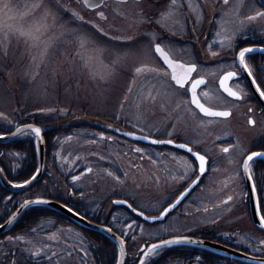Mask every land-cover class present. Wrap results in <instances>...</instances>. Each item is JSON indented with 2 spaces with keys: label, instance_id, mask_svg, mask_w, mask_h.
I'll list each match as a JSON object with an SVG mask.
<instances>
[{
  "label": "rangeland",
  "instance_id": "374dc122",
  "mask_svg": "<svg viewBox=\"0 0 264 264\" xmlns=\"http://www.w3.org/2000/svg\"><path fill=\"white\" fill-rule=\"evenodd\" d=\"M122 6L106 11L112 22L107 24V20L104 23L110 34L116 35L114 41H106L100 26L96 29L92 26L101 22V15L98 17L95 13H89L79 0H0V169L12 186L24 184L39 171V159L43 156L41 174L27 188L13 191L4 186L0 179V227L3 226L0 231V264H11L9 258L12 257L15 258L14 264L22 263L23 257L30 263L37 262L43 256L46 257L42 260L45 264L82 263L75 259V250L68 248V245L79 246L82 233L73 226V222L65 219L64 213L45 204L28 205L19 210L25 201L37 198L53 201L71 211L81 209L77 214L93 221V226L106 222L109 214L122 221L117 236L124 242L125 261L130 263H138L136 254L149 241L180 236L222 243L220 246L224 248L264 257V231L250 223L242 207L241 193L245 187L238 166L232 164V157L236 156L234 148H230L228 153L217 154L218 165L213 167L182 206L167 218L164 210L172 203L168 205L164 201L181 182L172 180L168 186L170 189L164 192L162 190L167 188L168 177L160 173L158 165L147 160L143 152L145 149L116 138L106 139V143L115 146L107 148L106 143L100 146L94 137L88 136V133L93 134L96 129L103 128L98 126L101 122L89 117L97 116L104 125L113 127L110 115L120 110L139 123H151L150 126H153L157 122L155 115L158 110L167 108V103H173L183 93L181 90H169L164 85L157 86L150 93V100H145L144 86L135 85L131 97H140L139 103L126 106L124 99L129 95L128 87L134 76V68L144 61L157 62L147 37L151 25L142 21L155 16L159 7L155 9L145 0ZM146 8L149 13L143 10ZM157 18L156 21L161 24L162 18L165 22V15L160 18L157 15ZM133 19L136 21L133 22ZM234 21V24L222 27L224 32L233 35L241 26L237 20ZM133 34L135 37L131 38ZM223 36L228 37L227 34ZM218 44L228 47L231 40ZM167 93L171 95L170 99ZM212 101L215 105L220 102L219 99ZM27 111L33 113L29 115V120L16 121L17 114L20 118L22 112ZM68 112H74L75 117H78L77 114L89 117L69 119L72 116H66L63 120L68 124L60 128L53 123L59 114ZM165 112L167 114V109ZM186 120L189 121L188 115ZM236 120L240 124L234 125L241 137L251 136L250 130L239 127H243L245 122L239 117ZM27 124H34L41 130L43 155L39 153L38 139L31 130L32 135H11L20 125ZM261 125L257 129L264 131V122ZM219 130L221 128L214 130L211 126L205 129L201 126L184 136L205 139L207 134H214V139L221 133ZM212 136L205 142H211L212 139H209ZM205 149L210 152L215 148L208 143ZM102 163L107 168L101 166ZM187 170L190 171L189 168ZM262 170L261 166H252L250 176L254 183V195L262 194L264 197V189L260 185L263 183ZM117 172H120L121 179L114 175ZM156 181L164 186L155 187ZM119 193L132 196L134 205L129 200L118 199L117 202L122 200L120 203L125 206L120 207L123 213L111 211L106 214L110 207L106 203L111 198H119L113 196ZM253 202L257 214L264 218L261 203L256 199ZM142 210L149 212L151 218L155 216L153 221H147ZM48 211L60 216V222L56 217H50ZM36 212L40 214L37 218L34 216ZM162 213L163 219H158ZM39 219L42 220L37 223ZM9 220L11 222L8 224ZM25 221L28 227L23 229ZM110 222L114 227V219H110ZM57 223L59 225L54 226ZM50 226L56 229L53 231ZM37 227L38 232L31 230ZM44 229L49 230L40 232ZM92 229L89 228L90 245L96 249L104 264H115L118 244ZM47 234L56 237L50 240ZM75 234L79 235L80 240ZM214 235L227 242L213 241ZM175 247L180 250L172 252L176 256L167 259V264L185 257L190 260L188 264H194L197 256H201L205 264H215V260L264 264L222 251L187 246L159 247L143 264L158 262L157 256L162 250L170 251Z\"/></svg>",
  "mask_w": 264,
  "mask_h": 264
},
{
  "label": "flooded vegetation",
  "instance_id": "af4514ba",
  "mask_svg": "<svg viewBox=\"0 0 264 264\" xmlns=\"http://www.w3.org/2000/svg\"><path fill=\"white\" fill-rule=\"evenodd\" d=\"M79 1L81 2V0ZM137 1L139 2L141 0H101L95 8L91 9L81 3L89 13H95L96 16L101 15V13L103 14L100 17L101 22L94 23L93 25L90 23V25L95 29L100 26V32L103 37H106L104 40L114 41L113 38L116 35H111L108 26H106L112 22V19H108L107 9L123 7L122 5H129ZM145 1L151 3L155 9L159 7L155 13L156 18L153 16L142 21L146 22V25L148 22L151 25L149 26V34L147 37L151 42L152 52L157 62L153 64L144 61L134 68V76L131 77V82L128 87L129 95L124 99L126 106H135L137 102L139 103L140 97H131L135 85L144 86L146 90L144 94L145 100H150L148 97L150 93L156 90L154 88H157V86L159 88L164 85L169 90H181L183 93H181V97L173 100V103H169V105L167 103V108L158 110L157 115H155L157 122L153 126H150L151 123H139L135 119H132L130 117L131 115L125 116L120 110L117 114L110 115L112 119L109 122L113 127L101 125L103 127L102 129H96L93 134L88 133V136L94 137L100 146L105 145L106 139L111 140L112 138H116L130 143L136 148L140 147L145 149L143 152L147 160H150L153 165H158L160 173L166 178L168 177L166 180L167 188H164L162 191L165 192L170 189L168 186L172 184V180L181 182V186L179 185L180 187L176 193H167V195H170H168L167 200H170L178 194L182 186L186 185L189 179L191 180L197 175L199 164L194 153L198 152L205 155L207 157V168L214 169L219 163L216 161L217 154L228 153L223 151L224 148L228 150L234 148L236 150V156L234 158L232 157V164L238 166L240 173H242V162L247 155L254 152L264 153V131L257 129V126L264 122V97L260 95V92H264V15H258V13L264 14V0H227V3H225V0ZM143 10L149 13L147 8ZM157 15L159 18L165 15V22H163L162 18L163 24L156 21L158 19ZM168 16L170 17L169 24H167ZM77 17L79 19L82 18L78 15ZM250 17L252 19H249ZM107 20L108 23L105 24L104 22ZM234 20H237L241 26L233 32V35L230 32H224L225 29H222V27L234 24ZM135 21L133 19V22ZM224 34H227L228 37L223 36ZM130 37L134 38L135 35L133 34ZM228 40H231V45L228 47H221L218 44L220 41L224 42ZM156 45H160L162 50L167 53L168 60L173 64H182L185 67L191 65L196 66L195 71L188 75L183 86L177 84L172 79L173 68L170 67L168 62L166 65L155 51ZM246 48L254 49V51L245 54V64L248 70L251 71V76L239 63V53ZM137 69H140V71H137ZM229 72L235 75L225 80L224 77ZM198 80H203L204 83L196 86L195 98L203 107L205 106L219 112H228L229 115L227 117L207 115L193 103L192 87ZM221 81H223V84ZM257 87L260 88V91H257ZM225 89L238 93L239 99L228 95ZM167 94L170 95L169 93ZM168 98L170 99L171 95ZM179 98L181 100H178ZM214 99H219L220 102H217L215 105L212 101ZM166 109L167 114L165 112ZM186 114L189 116V121L186 120ZM237 117H239V120L245 122L243 127L241 125L239 127L246 131L250 130L251 136L241 137L234 125L240 124L236 120ZM162 126L164 129L163 132H161ZM201 126L204 129L207 126H211L214 130L221 128L219 130L221 133L214 139H212L214 137L212 135L214 134H207L208 136L205 139H197V137L190 135L189 137L184 136H188L190 130L192 131L194 128H200ZM160 134L162 136H159ZM210 136H212L209 139H212L211 142H205ZM157 140H167V143H160L161 141ZM244 140L245 142H243ZM153 141H156V143H153ZM168 141H171V143H168ZM208 143H211V146L213 145V148H215L210 150V152L216 153H210L205 149ZM243 143L246 144L242 146L241 144ZM106 144L108 145L107 148L115 147L110 142ZM180 145H184V147H180ZM210 148L212 149V147ZM187 149H191V151ZM101 166L107 168L105 163H102ZM252 166L263 167L261 174L264 176V162L261 160H252L248 166L249 173L252 170ZM187 168L190 169L189 172ZM254 169L257 171L256 168ZM114 175L117 176V179H121L120 172ZM172 175L174 176L173 179L171 178ZM188 176L189 179L187 180ZM162 186L164 185L160 184L159 181L155 182V187ZM113 196H119V198H111L106 203V205L110 204L106 214L108 212L111 213V211L123 213L120 207L123 208L125 206L120 204V200L117 202L118 199L129 200L132 204L134 201L132 196L126 193L114 194ZM243 196V201L247 202L245 192H243ZM257 198L261 202H264L262 194L257 195ZM245 204L247 205V203ZM74 210L75 212L82 211L77 208H74ZM51 214L49 215L50 217H56L60 222V216L54 213ZM100 215L102 216V214ZM110 219L112 221L114 219V227L111 226ZM40 220L42 219L36 222L38 223ZM107 221L96 224L108 226L117 233V229L123 225L122 221L116 220L110 214L107 217ZM26 223V221L23 222L25 224L22 227L23 229L28 227ZM58 225L59 223L54 224V226ZM38 227L31 230L38 232ZM52 229L54 231L56 227ZM48 230L44 229L40 232ZM77 230L82 233V241L78 245H90V230L87 228H79ZM47 236L50 240L56 237L53 234H47ZM22 260L26 259L23 257ZM9 261L11 264H14L15 258H9ZM26 261L30 262L28 260ZM36 261L34 263H44L42 259H37ZM216 263L238 264L224 260ZM21 264H24V262ZM98 264H101V262ZM194 264H198V261L196 260Z\"/></svg>",
  "mask_w": 264,
  "mask_h": 264
},
{
  "label": "water",
  "instance_id": "95a60500",
  "mask_svg": "<svg viewBox=\"0 0 264 264\" xmlns=\"http://www.w3.org/2000/svg\"><path fill=\"white\" fill-rule=\"evenodd\" d=\"M91 1L92 0H83V2H85V3H90ZM95 2L98 3V2H100V0H95ZM19 128L21 129V131L19 133H17L16 129H15L14 132L11 135L12 136H16V135L22 133L23 131L31 130V128H37V127L32 126V125H25V126H20ZM34 135H35V133H34ZM36 138L38 139L36 144L38 145L39 153H41V155H43V153H42L43 147H42V142H41V133H40V136L39 137L36 136ZM39 161H40V169L36 173V175L34 176L35 179H33V177H32L26 183L20 184V185H17V186H12L11 184H9V182L4 178L3 172L0 169V179H1L2 183H3V185L6 186L7 188L13 190V191H20V190H22L24 188H27L29 185L32 184V182L34 180H37L39 175L41 174V168H42V165H43V156L40 157ZM189 188L187 190H185L183 193H181L178 196V198L175 200V202H173L171 205H169L167 207V209H168V212H166L167 214L170 211H172L183 200L184 196L190 190ZM36 201H42V203H36ZM28 202L29 203L27 204V206L28 205H32V204H43V205L45 204V205H48L51 208L56 209V210L60 211L61 213H64L67 217L77 221L80 224H83V225L88 226L90 228L94 227L95 229H101V230L105 231L104 233H106L109 237H111L118 244L119 251H118V259H117V263L116 264H124V261H125V258H126V256H125V254H126L125 253V245H124L123 240L121 238H119L116 234L110 232L109 230H106L105 228L93 226L92 224H90L86 220H84L83 218H81V217L77 216L75 213L71 212L69 209L63 207L60 204H56L53 201L37 198V199L29 200ZM24 204H25V202H24ZM24 204H22V205H24ZM22 205L19 208V210L24 208V207H22ZM173 205H175V206L173 207ZM166 213L164 212V216H165ZM251 217H252V220H253L254 224L257 227H259L261 229H264V227L261 226V218H260L259 214H257V212L255 211L254 208L251 209ZM144 218L147 219L148 221H153L152 218L145 217V216H144ZM158 219L162 220L163 219V215L161 217H159ZM11 220H9L8 224L11 222ZM2 227H0V231H1ZM172 240H180V241H182L181 243H175V244H188V245L199 246V247H203V248H206V249L222 251L223 253H226V254H229V255H232V256H236V257H239V258H246V259L249 258V259H254V260H257V261L264 262V259H256V258L247 256V255L239 253L237 251L224 248V247L220 246V244H217V243H214V242H211V241H207V240H204V239H198V238H192V237H188V236H180V237L167 238L165 240L158 241V242L149 244L147 247H144L143 248L144 251L142 252L137 264H143L145 259L153 252V251H150V249H152V245H159V247H163V246L171 245V244H165L164 243L165 241H172ZM159 247H157V248H159Z\"/></svg>",
  "mask_w": 264,
  "mask_h": 264
},
{
  "label": "snow or ice",
  "instance_id": "6c2138e0",
  "mask_svg": "<svg viewBox=\"0 0 264 264\" xmlns=\"http://www.w3.org/2000/svg\"><path fill=\"white\" fill-rule=\"evenodd\" d=\"M225 3H227V0H225ZM35 7H38L39 5H34ZM75 15V13L73 14ZM101 15H103L101 13ZM258 15H264V14H259ZM82 19V18H81ZM249 19H252L251 17ZM155 51L157 53H160L161 56L164 57L165 61L169 63L170 67L173 68V76H172V79L176 81L177 84L183 86L184 82L186 81V78L188 77V75L192 72L195 71L196 69V66L195 65H191V66H188V67H185L184 65L180 64V65H177V64H173L171 61L168 60V57L164 54L162 48L160 47V45H156L155 46ZM254 51V49H251V48H246V49H243L240 53H239V63L243 66L244 70L245 71H248V74L251 76L252 73L251 71L248 70V67L247 65L245 64V54L246 53H250ZM177 69H179V71H177ZM137 71H140V69H137ZM235 74L234 73H231L229 72L225 77L224 79L227 80V79H230L234 76ZM204 81L203 80H198L196 81L194 84H193V87H192V92H193V103H195L197 105V107H199L201 109L202 112H204L205 114L207 115H213V116H223V117H227L229 115L228 112H211L209 111L208 109L204 108L203 105H201L199 103V101L195 98V89H196V86L199 85V84H203ZM221 83L223 84V81H221ZM253 83H255V81H253ZM227 92H228V95L230 96H233L237 99H239V95L238 93L236 92H233L229 89H225ZM257 91H260V88L257 87ZM260 95L262 97H264V92H260ZM250 123H253L252 121H249ZM21 131L20 128H17L16 129V132L19 133ZM31 131L33 133H35V135L37 137L40 136V133H41V130L39 128H31ZM153 143H156V141H153ZM168 143H171V141H168ZM180 147H184V145H180ZM188 151H191V149H187ZM139 151V150H137ZM224 152H228V149L227 148H224L223 149ZM196 155V159L199 161V168H200V173L201 175H203L205 173V165H206V160H205V157L204 156H200L198 154H194ZM260 155H264V153H252L251 155H249L247 157V160L245 161V164H244V167H245V170L247 171V168H248V162L249 161H252L255 157L257 156H260ZM33 179H35V177H33ZM74 179H77L76 177H74ZM249 179H251V176H249ZM229 199H231V197H229ZM179 202V201H178ZM29 202L28 201H25V204L22 205V207H25L27 206ZM36 203H42V201H36ZM175 205H173L174 207ZM71 211V209H70ZM165 213L168 212V209H165L164 210ZM163 215V213H162ZM261 226L264 227V218H262L261 220ZM182 241L180 240H172V241H165L164 243L165 244H175V243H181ZM157 247H159V245H152V249H150V251H154Z\"/></svg>",
  "mask_w": 264,
  "mask_h": 264
},
{
  "label": "trees",
  "instance_id": "16d2710c",
  "mask_svg": "<svg viewBox=\"0 0 264 264\" xmlns=\"http://www.w3.org/2000/svg\"><path fill=\"white\" fill-rule=\"evenodd\" d=\"M34 216H36L35 218H37L38 216H40V214L38 212H36V214ZM41 216H43V215H41ZM178 250H180V248H178V247H175L174 249H172L170 251L162 250L159 253V256H157L158 262H155V263L153 262V263H149V264H167V261H166L167 259L175 258V256H176V253H172V252H175V251H178ZM95 251H96V249H95ZM95 258L98 259V260H102L98 255ZM21 262H24L26 264L30 263V262H27L26 260H21ZM19 264H21V263H19ZM125 264H134V262L130 263V261H126Z\"/></svg>",
  "mask_w": 264,
  "mask_h": 264
},
{
  "label": "bare ground",
  "instance_id": "6f19581e",
  "mask_svg": "<svg viewBox=\"0 0 264 264\" xmlns=\"http://www.w3.org/2000/svg\"><path fill=\"white\" fill-rule=\"evenodd\" d=\"M68 113H74V112H68ZM60 116H57L55 118V121L56 122H53L54 124L56 123V126H58L60 128V126H63V125H66L68 124V121L64 123V121L66 120H63L64 118H67L64 114H59ZM76 118H81V117H76ZM32 126H35L37 128H39L38 126L34 125V124H30ZM22 134H29L27 131L23 132ZM31 135V134H30ZM49 215H52L51 213H48Z\"/></svg>",
  "mask_w": 264,
  "mask_h": 264
}]
</instances>
